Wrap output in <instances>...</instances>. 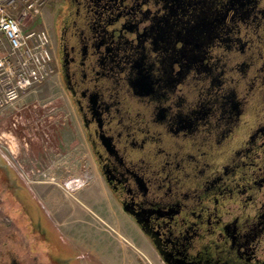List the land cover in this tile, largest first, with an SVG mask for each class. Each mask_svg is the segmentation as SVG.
I'll return each instance as SVG.
<instances>
[{
    "label": "flooded vegetation",
    "instance_id": "obj_1",
    "mask_svg": "<svg viewBox=\"0 0 264 264\" xmlns=\"http://www.w3.org/2000/svg\"><path fill=\"white\" fill-rule=\"evenodd\" d=\"M49 2L97 179L160 264H264V0ZM72 248L0 160V264Z\"/></svg>",
    "mask_w": 264,
    "mask_h": 264
},
{
    "label": "rangeland",
    "instance_id": "obj_2",
    "mask_svg": "<svg viewBox=\"0 0 264 264\" xmlns=\"http://www.w3.org/2000/svg\"><path fill=\"white\" fill-rule=\"evenodd\" d=\"M50 3L36 29L48 30ZM0 160L9 162L42 202L73 247L66 256L80 259L76 264H160L97 179L79 119L54 70L0 112ZM37 216L42 217L39 210ZM45 229L57 237L49 224Z\"/></svg>",
    "mask_w": 264,
    "mask_h": 264
},
{
    "label": "built area",
    "instance_id": "obj_3",
    "mask_svg": "<svg viewBox=\"0 0 264 264\" xmlns=\"http://www.w3.org/2000/svg\"><path fill=\"white\" fill-rule=\"evenodd\" d=\"M48 1L0 0V112L52 72L48 33L34 27Z\"/></svg>",
    "mask_w": 264,
    "mask_h": 264
},
{
    "label": "water",
    "instance_id": "obj_4",
    "mask_svg": "<svg viewBox=\"0 0 264 264\" xmlns=\"http://www.w3.org/2000/svg\"><path fill=\"white\" fill-rule=\"evenodd\" d=\"M2 161H5V162H7L6 160H2ZM8 164H9V166L12 168V166L10 165V163L9 162H7ZM12 169H14V168H12Z\"/></svg>",
    "mask_w": 264,
    "mask_h": 264
}]
</instances>
